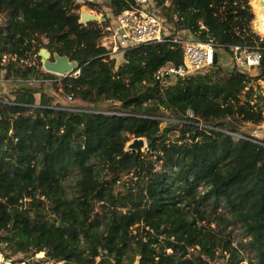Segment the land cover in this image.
<instances>
[{
    "label": "trees",
    "instance_id": "1",
    "mask_svg": "<svg viewBox=\"0 0 264 264\" xmlns=\"http://www.w3.org/2000/svg\"><path fill=\"white\" fill-rule=\"evenodd\" d=\"M154 1L175 33L226 53L259 48L264 74L251 1ZM108 3L117 16L136 0ZM87 4L96 7L0 0V75L18 85L13 100L0 97V242L66 264H264V139L242 130L264 121L250 76L211 70L163 87L155 74L184 63L181 44H140L117 64L100 45L101 24L81 22ZM42 48L77 61L79 75L42 80ZM49 85L90 106L56 102ZM164 110L181 121L163 127ZM137 137L147 151L126 150ZM229 227L248 240L234 244Z\"/></svg>",
    "mask_w": 264,
    "mask_h": 264
},
{
    "label": "built area",
    "instance_id": "2",
    "mask_svg": "<svg viewBox=\"0 0 264 264\" xmlns=\"http://www.w3.org/2000/svg\"><path fill=\"white\" fill-rule=\"evenodd\" d=\"M153 5L156 6L154 0H136V4L131 8L113 16L114 20L109 25L101 24L100 45L106 48L107 54L116 61H122L126 50L132 47L140 44L174 41L181 44L184 50V63L177 66L173 62H167L157 70L156 82L167 87L178 78L209 73L217 65V62H214V54L218 52V49L223 50L221 45L213 39L202 41L187 38L185 37L188 34L186 30L178 31L179 34L177 32L176 35L169 34L167 19L160 16L154 10ZM201 27L205 26L201 24ZM181 33L184 34V37L180 35ZM232 53H234L235 68L245 73L248 69L260 67L263 58V53L259 48L233 46ZM7 59L8 57L5 56L3 62L6 63ZM79 73L80 70L76 69L70 75L78 76ZM45 74L48 75V72ZM190 114L193 115V112ZM1 255V264H15L14 258H6L2 253Z\"/></svg>",
    "mask_w": 264,
    "mask_h": 264
},
{
    "label": "rangeland",
    "instance_id": "3",
    "mask_svg": "<svg viewBox=\"0 0 264 264\" xmlns=\"http://www.w3.org/2000/svg\"><path fill=\"white\" fill-rule=\"evenodd\" d=\"M84 1H91V0H84ZM251 1V0H249ZM91 2H94L96 4V7H90L88 4L87 5H83L81 8H79V12L80 14L82 13V11L85 9L87 10L89 13L95 14L99 17L98 20H96L97 22H99L100 24H103V22H105L107 19H110V22H113V13L109 7V3L108 0H92ZM251 6L253 9V2L251 1ZM154 6V10L160 15L162 16V10L161 8H157L155 5ZM150 9H153L152 7H149ZM162 14V15H161ZM254 16L256 17L255 13ZM255 17L254 20L252 22V27L253 30L262 38L264 39V35L261 34L259 31L256 30L254 23H255ZM0 20L4 21L5 20V14H0ZM169 25L167 27V32L169 34H174L175 33V28L174 25L171 22H168ZM102 26V25H101ZM101 28V27H100ZM188 33V31H187ZM179 34V32L177 33ZM182 37H184V34L181 33L180 34ZM185 37L190 38V39H195V36L192 35L191 32H189ZM218 62L217 65L218 67L212 69V71H217L220 70L219 75L220 76H227L228 73L236 67L235 62L233 61V57H234V53H226L224 52V50L222 49H218ZM121 60L116 61L117 64L120 63ZM41 70L42 73H47L46 69L44 68L43 65V60L41 58ZM246 73L250 76L251 78V84L249 85L250 87L253 86V90L255 92L254 96L252 98H250V100H252V103H257L259 102L260 105L262 106V108L264 109V74H263V70H261L260 67H255V68H251L246 70ZM259 76V78L257 79V77ZM41 79L43 80H47L46 78H44V76H41ZM36 85V84H35ZM18 87V85L13 84L10 81H6V79L4 78V74L0 75V97H4V98H8L13 100L15 98V91L16 88ZM48 89L50 92H52L53 94H56L57 99L55 100L56 102H60L61 104H73L74 106L78 105V106H90L88 103L83 102L79 99H74V100H69L68 98H66L65 96H61L60 92L57 91L55 93V91L53 90L52 85L48 86ZM36 97V102H40L41 99V94L40 93H36L35 94ZM248 97L247 94L245 93L243 95V99ZM39 104V103H37ZM113 104L112 101H104L101 102L100 104L97 105L98 108L105 110L106 108L111 107ZM92 106V105H91ZM164 115L166 120H164L163 122V127L167 126L168 123H170V121H175V122H180L181 120L179 119L178 115L176 113H174L171 110H164ZM191 112H189L190 116H193L190 114ZM171 126H173V128H179V125H174V124H170ZM242 130L245 132H248L260 139H264V121L260 124H253V123H245L242 126ZM179 135V132L176 131L175 129H173L172 133L170 134L171 139H175L177 136ZM235 139H238L241 137L240 134H233ZM135 138H132L126 145V150L131 151L132 149H129V144L131 142H133ZM147 145V143H146ZM148 148L147 146L142 148V151H147ZM229 230H232L231 235L234 241V244H237L239 242H246V240H248V238L243 237V233L242 230L239 227H235L232 228L229 227ZM1 232H0V236H1ZM0 253H2L4 255V257H8V258H14L15 259V264H66L64 261H56L53 259H50L46 256V253L43 252H29V253H18V254H14L13 250L10 249L7 246V243L5 242H0ZM250 252L247 250V255H249ZM211 264H221V260L217 261V262H212ZM240 264H249L248 261L245 259L243 261H241Z\"/></svg>",
    "mask_w": 264,
    "mask_h": 264
},
{
    "label": "water",
    "instance_id": "4",
    "mask_svg": "<svg viewBox=\"0 0 264 264\" xmlns=\"http://www.w3.org/2000/svg\"><path fill=\"white\" fill-rule=\"evenodd\" d=\"M261 4L264 6V0L261 1ZM264 10V9H263ZM264 13V12H262ZM99 17L95 14L89 13L87 10H83L81 13V22L87 23L89 21H96ZM43 60V65L46 71L48 72L49 78H54L55 76H68L74 70L78 69V62L71 60L67 55H60L58 53L51 54L46 48H42L39 52ZM214 62H218V52L214 54ZM147 141L144 137H137L129 144V149L140 151L146 145ZM60 226H66V223H59ZM2 260V255L0 253V264ZM134 264H139L137 260Z\"/></svg>",
    "mask_w": 264,
    "mask_h": 264
},
{
    "label": "bare ground",
    "instance_id": "5",
    "mask_svg": "<svg viewBox=\"0 0 264 264\" xmlns=\"http://www.w3.org/2000/svg\"><path fill=\"white\" fill-rule=\"evenodd\" d=\"M253 2V12L255 13L254 26L257 31L264 35V6L261 4L262 0H251Z\"/></svg>",
    "mask_w": 264,
    "mask_h": 264
},
{
    "label": "crops",
    "instance_id": "6",
    "mask_svg": "<svg viewBox=\"0 0 264 264\" xmlns=\"http://www.w3.org/2000/svg\"><path fill=\"white\" fill-rule=\"evenodd\" d=\"M189 33V32H188ZM37 103H40V102H37Z\"/></svg>",
    "mask_w": 264,
    "mask_h": 264
}]
</instances>
